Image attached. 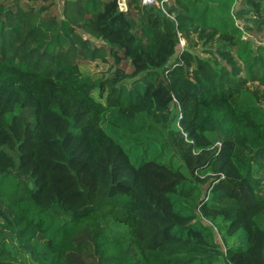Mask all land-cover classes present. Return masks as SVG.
<instances>
[{
    "label": "trees",
    "instance_id": "obj_1",
    "mask_svg": "<svg viewBox=\"0 0 264 264\" xmlns=\"http://www.w3.org/2000/svg\"><path fill=\"white\" fill-rule=\"evenodd\" d=\"M61 1L0 0V264H264V0Z\"/></svg>",
    "mask_w": 264,
    "mask_h": 264
},
{
    "label": "rangeland",
    "instance_id": "obj_2",
    "mask_svg": "<svg viewBox=\"0 0 264 264\" xmlns=\"http://www.w3.org/2000/svg\"><path fill=\"white\" fill-rule=\"evenodd\" d=\"M28 1L32 6L38 7L42 3H49L51 0H24ZM23 3V1H21ZM123 0H118V4L121 7ZM62 1L55 0L54 5L48 7V9L43 14L50 15H59L61 12ZM239 22V20H237ZM259 32L257 34H249L247 32L244 33V36L250 37L254 43H262L264 45V23L256 27ZM182 44L179 46L181 48H188L199 53L202 56H207L205 50L207 48L215 49L218 47L224 46L223 43L219 41L217 38V34L211 33V30L199 31V32H188V37H180ZM94 40V44L98 45L104 43L101 40ZM233 56L237 64L242 66L240 60L236 57L233 52ZM122 66L126 68V70H130V66L125 62H121ZM111 60L106 58L97 59L95 61H87L85 62V66L88 68L91 73H106L112 67ZM243 75V72L241 73ZM245 88L250 89L254 92L255 98L258 103H263L264 101V85L260 84L258 81H247L245 83ZM235 156L238 158H247L250 160V164L252 169V173L254 176L262 177L264 176V151L252 154L249 148L243 146L241 142L235 139ZM72 261L75 264H87L89 263L88 257L83 254L74 253L70 256Z\"/></svg>",
    "mask_w": 264,
    "mask_h": 264
},
{
    "label": "built area",
    "instance_id": "obj_3",
    "mask_svg": "<svg viewBox=\"0 0 264 264\" xmlns=\"http://www.w3.org/2000/svg\"><path fill=\"white\" fill-rule=\"evenodd\" d=\"M142 4L144 5H151L154 4L156 2V0H140ZM168 0H162V2H167ZM124 6V3H122V6ZM182 44L181 42V38L179 39V46ZM181 48V47H180Z\"/></svg>",
    "mask_w": 264,
    "mask_h": 264
}]
</instances>
